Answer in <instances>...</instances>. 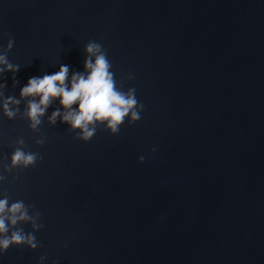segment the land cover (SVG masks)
Here are the masks:
<instances>
[{"label": "water", "instance_id": "1", "mask_svg": "<svg viewBox=\"0 0 264 264\" xmlns=\"http://www.w3.org/2000/svg\"><path fill=\"white\" fill-rule=\"evenodd\" d=\"M9 39L5 98L84 71L95 41L144 108L87 142L47 123L58 99L38 132L0 111V198L44 225L0 264H264V0H0V49ZM18 138L42 159L4 173Z\"/></svg>", "mask_w": 264, "mask_h": 264}, {"label": "clouds", "instance_id": "2", "mask_svg": "<svg viewBox=\"0 0 264 264\" xmlns=\"http://www.w3.org/2000/svg\"><path fill=\"white\" fill-rule=\"evenodd\" d=\"M14 40L9 39L7 44L0 49V73L11 72L15 74L19 70L7 59V53L12 49ZM85 59L84 71L74 72L69 75V66L61 65L54 74H45L41 77H31L19 93V98L13 96L4 97L0 91V111L4 117L12 120L19 114L28 121L29 130L38 132V126L42 123L47 109L57 99L59 105L51 115L47 117V123L54 125L57 118L61 123L69 125V132H77L73 138L87 142L95 135L98 126L103 125L110 135L118 134L120 127L127 118L131 125L141 119L143 104L136 97V89L130 87L123 91V85L117 84L115 73L111 71L112 64L107 58V51L100 43L89 41L83 48ZM133 75L127 74L125 80H132ZM18 83L13 76V87ZM5 87L0 84V88ZM26 99L24 110L21 112L19 105ZM76 105L74 108L73 106ZM78 130V131H77ZM17 147L10 155V163L3 168L4 173H10L13 169L21 170L35 167L42 159L36 152L25 151V141L18 138L15 141ZM37 145H43L44 139L35 141ZM155 149H153L154 151ZM144 157L138 158L142 163ZM7 179L6 175H0V183ZM16 176L12 177L15 181ZM0 198V254L10 247L23 246L29 250L38 247L34 233L43 228L39 223L41 213L33 210L34 205L25 204L23 200L10 203L7 193ZM30 225L31 231L25 232L21 225ZM45 257H40L41 262Z\"/></svg>", "mask_w": 264, "mask_h": 264}]
</instances>
